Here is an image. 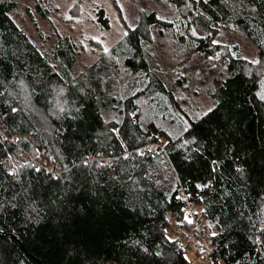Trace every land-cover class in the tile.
I'll return each instance as SVG.
<instances>
[{
  "label": "trees",
  "instance_id": "obj_1",
  "mask_svg": "<svg viewBox=\"0 0 264 264\" xmlns=\"http://www.w3.org/2000/svg\"><path fill=\"white\" fill-rule=\"evenodd\" d=\"M162 2L184 34L144 9L108 52L88 42L98 56L78 71L85 44L66 38L47 54L14 18L17 0H0V264H198L205 253L210 264H264L254 242L264 228V0ZM96 21L110 28L104 9ZM233 26L261 64L215 44ZM156 29L207 60L221 55L227 75L209 91L219 102L210 119L181 109L146 49ZM186 122L200 143L181 147ZM217 219L227 230L211 237Z\"/></svg>",
  "mask_w": 264,
  "mask_h": 264
},
{
  "label": "rangeland",
  "instance_id": "obj_2",
  "mask_svg": "<svg viewBox=\"0 0 264 264\" xmlns=\"http://www.w3.org/2000/svg\"><path fill=\"white\" fill-rule=\"evenodd\" d=\"M99 9L105 10L109 29L97 25ZM144 9L157 12L161 18L176 24L181 34L185 33L172 9L162 0H17L14 18L49 55L66 38L74 40L78 46L85 44L79 51L77 70L80 71L98 56V51L88 42L112 48L124 38L126 29L135 25ZM214 42L225 48L229 55L247 57L248 62L251 58L261 57L257 46L234 26L230 34L220 30ZM146 49L174 85L176 99L191 119L193 113L213 101L209 91L227 75L225 65L219 60L221 55L207 60L192 46L179 43L169 29H156ZM188 257L193 259L192 254Z\"/></svg>",
  "mask_w": 264,
  "mask_h": 264
},
{
  "label": "snow or ice",
  "instance_id": "obj_3",
  "mask_svg": "<svg viewBox=\"0 0 264 264\" xmlns=\"http://www.w3.org/2000/svg\"><path fill=\"white\" fill-rule=\"evenodd\" d=\"M125 35H127V33H125ZM94 39H95V37H94ZM103 51L104 52H108V48L105 47L103 49ZM245 59H248V58L245 57ZM250 63H252L254 65H257V64H261L262 61L260 59H257V58H251ZM213 91H215V89H213ZM261 99H264V96H261ZM218 103H219L218 101H212V102L206 103L203 106V108L200 109V111L198 113H193L192 119L193 120H196V121H204L205 118H209L210 119L211 114H214L215 113ZM11 110L13 112L18 111V109H16V108H12ZM61 111H63V108H61ZM76 112L79 113V109H76ZM72 118L73 119H76V116H72ZM112 132H118V129L113 128L112 129ZM184 132H188L189 133V139H185L184 142H183V144L181 145V147H184V146L189 145V144H198V143H200V142L197 141L196 134H195V130L192 129L191 125L188 124L187 122L185 123V127L181 129V134L184 133ZM169 135H172V134L170 133ZM7 139H8V137L5 136L4 137V140H7ZM14 139H15L16 142H20L21 139H22V137L17 136ZM38 151L39 150H37V152ZM195 151L197 153H199L200 147L198 146L195 149ZM5 155L7 156L8 159H12V157L9 154L5 153ZM125 159H127V156H125ZM217 163H218V161H213V164L214 165L217 164ZM82 164L85 165V166H87L89 164V160L88 159L82 160ZM108 166H110V164ZM5 167H7V165H5ZM20 167H29V168H33L35 171H40V169L37 168L35 165L31 164L30 161H25V163L23 165H20ZM65 170H67V169H65ZM236 171L240 175H244V172H245L244 168L241 167V166H239V165L236 167ZM9 174L12 175V176H16L17 175V171L10 170ZM56 179L57 180H60L61 177L58 176V177H56ZM210 186H211L210 182H209L208 185H198V187H202V188L203 187H210ZM202 211H206V209H202ZM185 219L188 220L189 223H192V221L188 218L187 215H185ZM217 226H219V231L212 230V231H210L208 233L211 237L220 236L224 231L227 230L226 229V225L221 224L220 221H219V219H217L215 225L213 223H211V222H208L207 223V228L208 229H215ZM166 233H167V230H165V234ZM261 237H264V228H261L260 229V236H255L254 237V242L255 243H258L260 245H264V239H262ZM166 238H167L168 241H173L174 240V237H171V236H167ZM135 243L138 244V245H140V247L142 248V250L145 253H148L149 252V249L147 247H144L140 241H135ZM180 247L183 248V245H180ZM201 251L202 252L205 251V249H204V247L202 245H201ZM153 254L156 255V256L163 255V253L161 251H159V250L154 251Z\"/></svg>",
  "mask_w": 264,
  "mask_h": 264
},
{
  "label": "built area",
  "instance_id": "obj_4",
  "mask_svg": "<svg viewBox=\"0 0 264 264\" xmlns=\"http://www.w3.org/2000/svg\"><path fill=\"white\" fill-rule=\"evenodd\" d=\"M187 210L189 211V216L191 218V221L195 224V229L198 235V241L205 244V238H204L205 229L202 221L199 218H197V216L192 212L190 206L187 208ZM197 263L210 264L212 263V261L207 256V253H205L203 256L201 255V257H198Z\"/></svg>",
  "mask_w": 264,
  "mask_h": 264
}]
</instances>
